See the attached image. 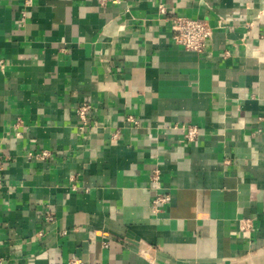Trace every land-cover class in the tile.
<instances>
[{
  "label": "crops",
  "instance_id": "1",
  "mask_svg": "<svg viewBox=\"0 0 264 264\" xmlns=\"http://www.w3.org/2000/svg\"><path fill=\"white\" fill-rule=\"evenodd\" d=\"M0 150L2 264H264V0H0Z\"/></svg>",
  "mask_w": 264,
  "mask_h": 264
},
{
  "label": "built area",
  "instance_id": "2",
  "mask_svg": "<svg viewBox=\"0 0 264 264\" xmlns=\"http://www.w3.org/2000/svg\"><path fill=\"white\" fill-rule=\"evenodd\" d=\"M30 2V1H29ZM99 5L106 7L108 5L120 4L122 0H98ZM158 12L160 14L168 15V7L166 4H160L158 6ZM172 20V37L175 44L182 46L185 50L202 53L204 52L207 42L211 39L213 35V28L204 19H193L185 16L173 15ZM91 107L89 104H81L77 108V116L82 125L88 124V116ZM198 134V128L196 126H190L188 128L186 138L193 140ZM116 136V135H115ZM31 157H37L38 159H43L48 156V152L42 153H30ZM5 168L4 159L0 150V189L3 186V171ZM161 172L159 169H156L152 175V180L159 182ZM171 200L169 193H157L152 201V211L158 213L161 211L160 205H165ZM48 221H51L53 218L50 214L46 216ZM249 220H242V228L246 229L250 227ZM104 245L107 246V242H104ZM0 264H2V259L0 258ZM65 264H87L81 258L72 257L68 258Z\"/></svg>",
  "mask_w": 264,
  "mask_h": 264
}]
</instances>
